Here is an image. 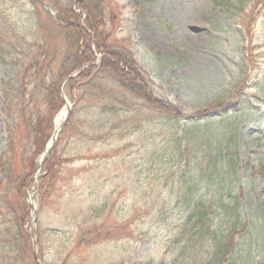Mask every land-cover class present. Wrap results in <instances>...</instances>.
I'll list each match as a JSON object with an SVG mask.
<instances>
[{
  "label": "rangeland",
  "instance_id": "1",
  "mask_svg": "<svg viewBox=\"0 0 264 264\" xmlns=\"http://www.w3.org/2000/svg\"><path fill=\"white\" fill-rule=\"evenodd\" d=\"M32 4L14 0L5 5V18L14 21L17 16L20 26L5 34L7 44L0 41L5 48L0 53V155L8 145L10 125L24 115L30 129L51 124L46 133L50 141L66 105L63 84L71 108L77 101L81 108L85 98L95 95L92 118L104 120L87 127L88 140L66 130L57 148L58 165L65 164L57 186L43 206L40 193L34 194L45 241L42 253L37 247L39 259L58 264L69 254L66 264H152L171 258L174 234L167 233L169 245L161 239L166 233L161 211L188 181L202 185L205 200L215 197V185L232 192L229 197L237 199L246 223L236 242L250 241L251 260L264 262V0H43V11H33ZM61 6L71 7L69 13L82 20L89 18L93 37L99 15L98 38L133 51L156 92L186 119L196 118L203 127L227 135L226 128L233 126L236 175L231 176L225 153L218 156L215 150L206 156L195 149L189 163L177 165L172 160L174 138L183 135L186 120L174 127L170 117L151 115L113 74L86 86L82 79L59 80L73 56L65 29L54 22ZM27 22L42 28L33 32ZM13 39L21 40L19 48L11 47ZM40 48L45 50L39 55ZM89 53L84 48L82 55ZM92 55L95 64L103 59L98 50ZM33 58L40 62L36 67H30ZM10 80L8 93L16 97L10 104L22 102L18 113L4 99ZM27 125L12 139L28 135ZM24 145V152L34 149L29 142ZM68 156L73 161H61ZM217 156L210 192L200 171L209 170V158ZM2 175L0 171V180ZM137 209L144 215L136 220ZM100 229L111 235L95 244L81 240Z\"/></svg>",
  "mask_w": 264,
  "mask_h": 264
},
{
  "label": "trees",
  "instance_id": "2",
  "mask_svg": "<svg viewBox=\"0 0 264 264\" xmlns=\"http://www.w3.org/2000/svg\"><path fill=\"white\" fill-rule=\"evenodd\" d=\"M12 1L14 0H0V41L6 44L5 34L16 32L20 26L17 16H15L14 21L11 18H5L7 16L5 5ZM32 2L33 11L40 5L43 6V0H32ZM84 7H86V4ZM70 8L61 6L57 20L49 16L58 26L65 29L68 46L71 49L69 53L73 55L69 59L68 66L61 71L58 79L66 78L68 75L78 71L82 65L88 63L90 65L78 77L73 78L72 82L82 79L85 82L87 81V83H84L86 86L93 79L98 82L102 77H108V73L113 74L124 90L135 100L139 101L145 107L144 110H150L151 115L170 117L175 122L174 127L177 124L179 125L181 120H186L182 126L183 135H176L174 138L173 150L175 156H172V160H175L177 165L183 162L189 163L193 158L195 149L202 151L205 155L215 150L218 156L225 153V161L228 164L231 176L234 177L238 170L237 159L233 153V149L237 146L234 127L226 128V131H228L227 135L225 132L215 129L209 130V127H203L201 121L196 118L186 119L182 110L170 104L166 97L156 92L150 77L143 71L133 51L122 49L113 43L108 44L107 41L98 38L99 15L95 29L96 37H93V34L89 31V24H91L88 23L89 18L82 20L80 16L70 14ZM41 10L43 11V8ZM20 18L23 21V16ZM26 24L33 32H35L34 28L39 30L42 28L39 27V23L27 22ZM36 24L37 26H35ZM14 36L17 37L16 34ZM2 43H0V53H3L5 49ZM19 43H21V40L14 42L13 39L10 45L13 48H19ZM80 47L82 50H80ZM93 47L103 55L102 61L98 64L94 62L96 57L92 55ZM84 48L90 51L88 55H82ZM44 50L40 48L39 55L40 52L43 54ZM33 61L34 63H31L30 67H36L40 63L38 58H33ZM13 82L10 80L7 84L8 86L10 84V87L4 88V99L8 100L9 108L18 113L22 102L17 101L10 104V101H14L16 97L8 93ZM22 87L26 91L23 85ZM94 96L85 98L83 103H81V108L79 106L80 102H74V107L62 136L48 159L40 180V206L45 205V201L49 200L61 175L64 161L58 165L60 159L56 157L58 156L57 148L60 145L63 134L66 130H72L73 134H81L80 138L91 139V134L88 132L87 127L92 126L95 120L96 123H101V120H103L102 116L92 118L93 112L96 111V103L93 101ZM26 118L25 115L24 117H19L18 123L14 127L10 125L8 145L6 150L0 155V171L3 173L0 180V264H37L34 257L33 241L28 231L30 208L26 202V192L34 182V174L38 167L36 156L39 157L44 150L48 139L46 133L51 131L52 126L50 124L46 129H39L38 127L30 129ZM24 122L28 127V135H22L20 139L15 138L13 140L14 134L20 135L23 131ZM83 126L86 128L82 129ZM202 129L203 131H201ZM211 140L214 142L213 145ZM26 142L31 143L34 149L24 152V144ZM218 156L209 158L208 161L211 162L209 170L201 168L200 171V176L202 179L205 178L207 190L210 192L213 190L211 191L208 182L212 181L213 171H216ZM62 160L69 163L73 161V158L68 156ZM215 188L217 191L215 197L205 200L201 194L202 185L188 181L182 183L175 194L174 202H171L173 199L171 197L170 201L164 206L163 211H161L160 216L163 219L160 226L161 228H166V233L163 234L164 237L161 239H165L166 244L169 245L170 237L167 233L174 234L172 240L174 253L171 258L163 257L158 259V261L156 259L152 264H254L253 259L251 260L250 257L252 254L251 242L245 241L241 244L236 242L237 236L242 231L244 232L246 227L237 199L229 197L232 192L228 189L226 190L224 186L216 187L215 185ZM153 208L156 209V207ZM135 212L134 219L136 218V220L144 215L142 209H137ZM164 222H168V224H163ZM38 230H40L38 247L42 253L45 241L42 236L44 231L41 225ZM110 233V230H106L103 233L100 229L94 233L84 234L81 240L95 244L105 238L106 235L110 236ZM168 253L169 249L167 248L166 255ZM66 256L58 264H66L68 260ZM258 264H264V262H258Z\"/></svg>",
  "mask_w": 264,
  "mask_h": 264
},
{
  "label": "water",
  "instance_id": "3",
  "mask_svg": "<svg viewBox=\"0 0 264 264\" xmlns=\"http://www.w3.org/2000/svg\"><path fill=\"white\" fill-rule=\"evenodd\" d=\"M83 68H84V67H82L81 70H80L79 72H77V73H75V74L69 76V77H68V80L71 79V78H74V77H76L78 74H80V72L82 71ZM62 91H63V90H62ZM62 93H63V92H62ZM63 125H64V123L61 124V126H60L59 129L56 128V130L54 131V135H53V137H52V139H51L49 145L47 146V148L45 149L43 155H42V156L40 157V159H39V168H38V175H37V178H38V179H39V176H40L41 169L44 167V165H45L47 159L50 157V155H51V153H52V150H53V148H54V146H55V144H56V142H57V139H58V137H59V135H60V132H61V129H62ZM32 194H33V193L29 194V197H28V198H29L30 206H31L32 211H33V213H32V221H31V224H30V232H31L32 238H33V240H34V242H35V249H36V235H35L33 229H34V226H35L36 223H37V212H38V211H37V205L34 204V203L32 202V200H33V199H32V196H33ZM35 256H36V259H37V261H38V264H41L40 260L38 259V255H37L36 251H35Z\"/></svg>",
  "mask_w": 264,
  "mask_h": 264
},
{
  "label": "bare ground",
  "instance_id": "4",
  "mask_svg": "<svg viewBox=\"0 0 264 264\" xmlns=\"http://www.w3.org/2000/svg\"><path fill=\"white\" fill-rule=\"evenodd\" d=\"M66 108H64L60 113L59 115L57 116L56 118V127H59L60 124L63 122L64 118H65V114H66Z\"/></svg>",
  "mask_w": 264,
  "mask_h": 264
}]
</instances>
